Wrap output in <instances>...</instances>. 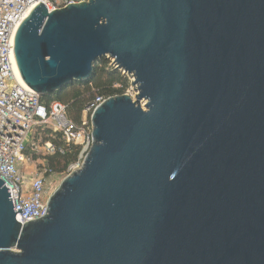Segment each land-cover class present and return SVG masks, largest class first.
Masks as SVG:
<instances>
[{
  "label": "water",
  "instance_id": "1",
  "mask_svg": "<svg viewBox=\"0 0 264 264\" xmlns=\"http://www.w3.org/2000/svg\"><path fill=\"white\" fill-rule=\"evenodd\" d=\"M14 54L40 97L110 59L137 95L93 113L42 218L0 180V264H264V0L39 4Z\"/></svg>",
  "mask_w": 264,
  "mask_h": 264
},
{
  "label": "built area",
  "instance_id": "2",
  "mask_svg": "<svg viewBox=\"0 0 264 264\" xmlns=\"http://www.w3.org/2000/svg\"><path fill=\"white\" fill-rule=\"evenodd\" d=\"M89 2L90 0H0V180L10 190L15 212L20 209L23 212L16 216L22 227L25 223L44 216L50 197L48 177L55 174L47 169L39 172L32 169L26 173L22 170V164L28 159L34 161V155L40 149L44 150L45 155L51 156L56 153L64 154L67 148L74 145L80 146L82 152L79 160L64 173L65 179L79 171L93 145V113L108 99L117 96H97L84 111L90 121L73 122L65 104L55 101L46 105L37 93L20 83L16 74L15 36L21 24L39 4H43L52 13L70 5ZM110 60V65L117 69L114 61ZM114 88L119 89L120 86L115 85ZM132 90V99L135 101L137 94L133 88ZM37 128L47 130L45 137L49 141L43 147L38 143V137H34ZM54 141L58 144L55 145Z\"/></svg>",
  "mask_w": 264,
  "mask_h": 264
},
{
  "label": "trees",
  "instance_id": "3",
  "mask_svg": "<svg viewBox=\"0 0 264 264\" xmlns=\"http://www.w3.org/2000/svg\"><path fill=\"white\" fill-rule=\"evenodd\" d=\"M109 60H103L95 65V72L93 77L86 82L75 83L74 85L62 90L59 93H54L46 97H41L44 104L49 105L52 102H61L67 106L68 116L75 123H81L84 111L88 104L92 102L97 96H122L127 88V80L125 75L112 67ZM119 85V89L114 86ZM74 86H81L83 92L75 93L70 98L65 97V91ZM49 139L45 138V142ZM54 144H58L54 141ZM82 148L74 146L67 148L64 154L56 153L44 158L47 169L53 173L63 174L67 171L69 166L75 164L81 155ZM29 154V153H28ZM27 154V155H28Z\"/></svg>",
  "mask_w": 264,
  "mask_h": 264
},
{
  "label": "rangeland",
  "instance_id": "4",
  "mask_svg": "<svg viewBox=\"0 0 264 264\" xmlns=\"http://www.w3.org/2000/svg\"><path fill=\"white\" fill-rule=\"evenodd\" d=\"M111 61V60H109ZM125 77H126V80H127V88L126 90L124 91L125 93L123 95H127L129 97L132 98V96H134V92L132 90V88L135 90L134 87H132V84H133V78L131 76H128L126 74H124ZM74 85V84H73ZM83 88L81 86H74L72 88H69L65 91V94L64 96L65 97H71L73 94L75 93H80V92H83ZM82 120L84 121H90V117H88L87 115H85V113L83 114V118ZM40 135V137H39ZM47 135V130L45 129H41V128H37L35 129V132H34V137H38V143H40V145L43 147L44 144H45V136ZM29 152H30V149H29ZM31 153V152H30ZM28 156V155H26ZM25 156V157H26ZM48 155L46 154L45 155V152L43 149H40L39 152H37L35 155H34V161L31 160L26 162V163H23L22 164V170L26 173H29L30 170L33 169V171L35 172H39L41 170H46L44 169V167H46V161L44 160V158H46ZM26 160H27V157H26ZM65 180V175L64 173L63 174H57L55 173L54 175H52L51 177H48V183H47V186H48V196H52L58 189L59 187L61 186V184L63 183V181ZM49 197V199H50Z\"/></svg>",
  "mask_w": 264,
  "mask_h": 264
},
{
  "label": "bare ground",
  "instance_id": "5",
  "mask_svg": "<svg viewBox=\"0 0 264 264\" xmlns=\"http://www.w3.org/2000/svg\"><path fill=\"white\" fill-rule=\"evenodd\" d=\"M16 74H17V77H18L20 83H21L22 85L26 86V84L23 82V80H22V78H21V76H20V73H19V71H18V68H16Z\"/></svg>",
  "mask_w": 264,
  "mask_h": 264
}]
</instances>
